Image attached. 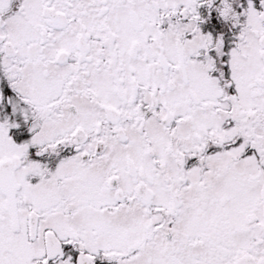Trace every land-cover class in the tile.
<instances>
[{
    "label": "snow or ice",
    "instance_id": "obj_1",
    "mask_svg": "<svg viewBox=\"0 0 264 264\" xmlns=\"http://www.w3.org/2000/svg\"><path fill=\"white\" fill-rule=\"evenodd\" d=\"M0 264H264V0H0Z\"/></svg>",
    "mask_w": 264,
    "mask_h": 264
}]
</instances>
